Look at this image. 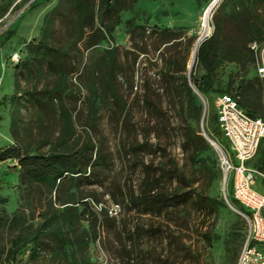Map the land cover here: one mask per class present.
<instances>
[{"label": "rangeland", "instance_id": "374dc122", "mask_svg": "<svg viewBox=\"0 0 264 264\" xmlns=\"http://www.w3.org/2000/svg\"><path fill=\"white\" fill-rule=\"evenodd\" d=\"M212 1L140 0L131 11L119 14L120 23L110 39L87 50L82 42L78 43L76 73L68 76L67 84L75 92L79 91V99L74 112L70 100L66 99L73 124L65 132L64 121L56 111L38 110L28 95L49 86L54 77L39 69L35 62L32 71L26 72L25 62H29L26 49L29 42L42 37H48L53 45L64 41L67 28L72 29L59 17L60 12L66 13V6L62 0H0V150L19 144L34 146L45 140L63 141L59 150L67 151L91 140L103 162L94 168L93 175L77 183V189L70 190H77L73 198L76 202L87 201L96 212L103 207L111 220L104 221L98 215L96 231L91 233L89 214L81 217L85 245L82 243L81 252L71 261L68 248L65 253L44 250L32 254L28 245L17 252L14 264H118V257L133 249L149 253L153 258L158 256L160 264L235 263L245 223L228 206L240 212L226 186L225 190L223 187L220 160L221 153L226 154L228 148L217 130L212 99L223 92L233 95L242 79L257 76L262 83L264 80L254 67L224 63L213 84V92L217 93H208L206 99L197 98L194 105H189L187 123L199 131L202 127L219 148L211 147L219 173L215 174L207 163L209 171L203 178L196 173L198 165L189 163L181 152L178 127L184 116H180L176 101L162 89L159 74L166 59L172 56L178 60L179 67L184 66L187 76L194 45L198 39L201 38V43L212 34L214 19L221 20L234 35H239L236 21H247L254 32L252 42L264 49V0H217L205 29L201 17ZM157 30H168L176 39L162 45L163 37ZM202 74L203 70L197 67L195 76ZM195 105L200 106L198 112ZM256 116L264 119V110ZM144 140L153 146L152 154L146 146H140ZM131 144L135 145L136 152L127 159L124 150ZM260 159H264V138L251 162L254 168H259ZM170 160L185 168L188 178L195 180L192 190L222 201L224 208L218 209L216 216L188 210L178 217H154L128 209L127 200L121 202L119 191L124 194L126 190L136 192L144 187L142 179L146 171L150 178L146 189L158 191L161 186L167 187L161 170ZM151 180H158V184L150 183ZM200 184H206L204 191L200 190ZM49 197L54 201L53 194H47L45 189L33 186L27 191L23 187L16 159L0 161V264L16 230L23 222L38 223L40 208L47 204ZM67 198L68 191L63 189L59 199ZM112 205L120 208L115 216L108 214ZM18 211H24L25 217L12 225L15 227L12 229L8 227L9 219ZM173 222L181 228L173 226ZM133 227L149 228L151 237L128 247L123 234ZM259 249L264 253L263 245Z\"/></svg>", "mask_w": 264, "mask_h": 264}, {"label": "trees", "instance_id": "16d2710c", "mask_svg": "<svg viewBox=\"0 0 264 264\" xmlns=\"http://www.w3.org/2000/svg\"><path fill=\"white\" fill-rule=\"evenodd\" d=\"M139 1L62 0L66 6V13H68L59 11V17L64 18L66 24L72 28H67L63 37L64 41L53 45L48 37H42L26 45L29 57V62H25L26 72L30 73L32 71L33 62H35L39 69H45L47 73L54 77L49 86L46 85L39 91L29 92L28 95L38 110L43 112L46 110L56 111L64 121L65 132L69 131L73 124L72 113L66 107V99L70 100L69 105L72 107L73 112L79 99V91L75 92L67 84L68 76L76 73L77 44L82 42L84 49L87 50L105 39H110L114 28L120 23L119 14L131 11ZM235 25L239 35L228 32L221 20L214 19L212 34L197 46L189 77L184 75V66L179 67L178 60L172 56L166 59L159 73L163 82L162 89L166 91L170 98L176 101L180 116H184L183 124H179L178 127L181 152L189 163L198 165L196 173H199L198 175L203 178L207 177L209 171L207 163L215 170V174H218L219 171L216 169L214 152L211 146L203 138L198 127L191 126L185 120L190 115L189 105H194L198 100L197 98H199L190 88L188 79L203 100V98L206 99L208 93H217L213 92V84L218 77V69L224 63H233L242 68L251 66L256 69L255 55L249 49V44L254 39V32L250 30L251 25L245 20L236 21ZM156 33L163 37L162 45L176 39L170 35L168 30H157ZM197 67L203 70V74L198 77L195 76ZM109 70L111 71V67ZM263 86L264 83L256 76L251 79H242L233 95L229 92L215 94L212 99L214 114L215 99L221 95H230L236 99L238 105L250 117L261 118L256 115L261 114L264 110ZM199 107L195 105L197 112ZM261 119L264 121L263 118ZM215 121L217 125L216 114ZM217 130L219 132L218 125ZM219 134L222 137L220 132ZM223 141L225 142L224 139ZM63 145V141L46 142L41 140L34 146L19 144L0 150V161L10 158L18 161L20 180L27 191L33 186L45 189L47 194H53L54 200L52 201L49 197L47 204L40 208L37 216L38 223L23 222L20 229L16 230L4 252V262L2 264H14L17 252L28 245L31 247L32 254L44 250L65 253L66 248H68L71 261L77 253L81 252L82 243L85 239V231L80 229L81 217L89 214L90 219L87 222L91 233L96 231L95 226L98 215H102L104 221H111L103 207H100L96 212L87 201L76 202L73 198L77 190H70L72 188L77 189V183L93 175L94 168L101 166L103 159L96 152L94 143L90 140L75 150H59ZM140 146H146L151 154L154 152L152 150L153 146L145 140ZM135 152V145H128L124 150V157H133ZM203 155H207V157ZM144 167L146 168V166ZM257 169L264 173V159H260V165ZM161 178L165 179L167 187L161 186L158 191L146 189L145 185L149 183L150 179L149 173L146 171L142 179L144 187H139L136 192L133 189L126 190L124 194L119 191L121 202L124 203L127 200V208L135 210L138 214L162 218H164V215L178 217L179 213L188 210L203 216L213 217L216 216L218 209L224 208L220 199H213L192 190L191 187L195 180H190L185 173V168L178 166L174 160L166 162L165 168L161 170ZM150 183L157 185L158 180H151ZM173 184L176 186L172 187ZM199 186H201L200 190L204 191L206 184H200ZM226 188L228 192V184ZM63 189L68 191V198L60 200L59 193ZM231 200L236 203L232 198ZM78 207H80V210ZM238 207L240 212L244 213L239 205ZM24 213V211L14 213L9 219L10 224L8 227L21 221ZM172 225L180 227L175 223ZM13 228L15 227L12 226ZM132 229V231L129 230L123 234V238L129 245L128 247H135L141 241L145 242L146 238L151 237L148 235L151 231L149 228L133 227ZM245 235L246 224L242 244ZM149 263L160 264L161 261L158 256L153 258L149 253L142 254L135 252L134 249L128 250L127 254L118 257V264Z\"/></svg>", "mask_w": 264, "mask_h": 264}, {"label": "built area", "instance_id": "2783aa9c", "mask_svg": "<svg viewBox=\"0 0 264 264\" xmlns=\"http://www.w3.org/2000/svg\"><path fill=\"white\" fill-rule=\"evenodd\" d=\"M249 49L255 55L257 74L264 80V49L255 42L249 44ZM214 110L219 132L228 146V152L221 153L222 182L228 184L231 198L244 210L240 213L246 224L235 264H264V253L259 249L264 246V194L252 188L257 177L264 180V173L247 165L264 138V121L250 117L230 95L218 96ZM119 210L118 205H112L108 214L115 216Z\"/></svg>", "mask_w": 264, "mask_h": 264}, {"label": "water", "instance_id": "95a60500", "mask_svg": "<svg viewBox=\"0 0 264 264\" xmlns=\"http://www.w3.org/2000/svg\"><path fill=\"white\" fill-rule=\"evenodd\" d=\"M215 2L217 1V0H214ZM198 41H201V38L200 39H198L197 41H196V43L198 42ZM196 49H197V47L196 48H194V50H193V56H192V61L190 62V65H189V68H188V74H187V76L189 77V74H190V71H191V68H192V65H193V63H194V59H195V53H196ZM188 82H189V86H190V88L192 89V91L202 100V98H201V96L196 92V90L192 87V85H191V83H190V81H189V79H188ZM204 113V112H203ZM202 119H203V116H202ZM201 135L203 136V138L207 141V143L211 146V147H214L216 150H219V148L217 147V145L204 133V131H203V129H202V127H201ZM223 187H224V190H225V185H224V182H223ZM228 204V203H227ZM228 206L234 211V212H236L238 215H241V213L239 212V211H237L236 209H234L230 204H228Z\"/></svg>", "mask_w": 264, "mask_h": 264}, {"label": "bare ground", "instance_id": "6f19581e", "mask_svg": "<svg viewBox=\"0 0 264 264\" xmlns=\"http://www.w3.org/2000/svg\"><path fill=\"white\" fill-rule=\"evenodd\" d=\"M217 2V1H216ZM215 1H212L204 10L202 17H201V22H202V26L206 29L207 24H208V19H209V15H210V11L212 9V7L215 5L216 3ZM200 43V41H198L197 43H195L194 48H196L198 46V44ZM193 48V50H194Z\"/></svg>", "mask_w": 264, "mask_h": 264}, {"label": "crops", "instance_id": "0c3cea01", "mask_svg": "<svg viewBox=\"0 0 264 264\" xmlns=\"http://www.w3.org/2000/svg\"><path fill=\"white\" fill-rule=\"evenodd\" d=\"M252 161L248 162L249 167H253L251 164ZM254 168V167H253ZM255 191L264 194V180L262 178L257 177L254 181L253 187Z\"/></svg>", "mask_w": 264, "mask_h": 264}]
</instances>
